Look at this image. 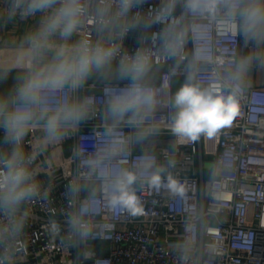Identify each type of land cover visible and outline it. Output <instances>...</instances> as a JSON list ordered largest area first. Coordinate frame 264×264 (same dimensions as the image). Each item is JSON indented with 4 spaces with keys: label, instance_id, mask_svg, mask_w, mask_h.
I'll list each match as a JSON object with an SVG mask.
<instances>
[{
    "label": "built area",
    "instance_id": "obj_1",
    "mask_svg": "<svg viewBox=\"0 0 264 264\" xmlns=\"http://www.w3.org/2000/svg\"><path fill=\"white\" fill-rule=\"evenodd\" d=\"M83 2L87 14L73 42L84 38L112 43L119 49L117 60L141 48L149 49L153 66L165 67L159 80L150 83L160 90L154 114L158 133L134 145L117 161L131 169L144 153L153 155L157 165L165 168L163 184L159 190L147 183L134 185L141 209L137 215L108 206L102 181L83 179L88 161L107 140L98 114L37 156L33 165L38 169L37 195L22 204L15 217L0 212V264H264V83L242 88L239 113L230 126L212 137L202 134L194 141L181 140L170 130L174 114L170 98L174 80L185 79L192 39L185 45L184 58L177 60L160 52L155 36L161 25L121 35L122 25L137 15L159 10L167 0H147L119 19L115 16L119 0ZM6 6L7 0H0V17ZM100 8H107L108 14L99 15ZM182 14V0H178L175 16ZM42 15L28 18L40 23ZM211 43L217 70L224 74L240 55L242 40L217 21ZM202 67L205 71L199 79L207 86L213 82L210 66ZM127 83L87 81L78 95L94 96L99 113L104 89ZM131 131L122 127L125 134ZM42 135L39 130L31 132L24 141L25 152L31 153ZM0 150L9 147L0 143ZM169 161L173 163L169 165ZM209 161L213 162L211 168L206 166ZM169 175L183 186V195H173L167 188ZM76 183L81 191L70 195L69 186ZM84 205L89 210L82 214ZM20 216L24 217L22 229L10 232Z\"/></svg>",
    "mask_w": 264,
    "mask_h": 264
},
{
    "label": "clouds",
    "instance_id": "obj_2",
    "mask_svg": "<svg viewBox=\"0 0 264 264\" xmlns=\"http://www.w3.org/2000/svg\"><path fill=\"white\" fill-rule=\"evenodd\" d=\"M146 2L119 0L115 16L127 17L133 8ZM177 3L167 0L159 10L143 17L137 15L121 26V35L161 25L155 36L160 52L177 60L184 58L185 45L192 39L194 48L187 60L185 82L170 98L174 109L170 130L181 140L194 141L202 134L212 137L232 124L239 113V92L250 82L251 68L254 64L264 66V0H182L183 14L175 16ZM4 12L0 20L5 26L17 17L43 15L39 25L25 33L18 44L20 55L15 67L20 74L7 92H0V143L9 147L8 151L0 150V212L15 217L21 205L39 191L38 169L33 167L37 156L99 114L107 140L88 161L83 179L95 177L102 181L109 207L139 214L140 200L134 185L147 183L159 190L165 168L148 153L139 157L131 169L117 161L159 131L154 114L160 90L149 83L153 67L150 50L141 48L117 60L119 49L112 43L84 38L73 42L87 14L83 0H7ZM108 12L107 8L98 10L99 15ZM217 21L223 22L229 34L238 35L252 46L235 58L224 74L217 70L212 56L211 32ZM202 65H209L212 74L213 82L207 86L199 79L205 71ZM9 71L0 68V81ZM94 75L128 82L104 89V105L99 113L94 96L78 95ZM125 126L132 131L123 133ZM35 130L42 132L41 141L27 153L25 138ZM172 163L169 161V165ZM166 186L173 195H183V186L170 175ZM81 187L78 183L70 185L69 194H78ZM95 194L93 188L91 195ZM88 210L84 205L80 212ZM23 219L15 218L9 231L19 232Z\"/></svg>",
    "mask_w": 264,
    "mask_h": 264
},
{
    "label": "crops",
    "instance_id": "obj_3",
    "mask_svg": "<svg viewBox=\"0 0 264 264\" xmlns=\"http://www.w3.org/2000/svg\"><path fill=\"white\" fill-rule=\"evenodd\" d=\"M38 23L31 18L17 17L5 26L4 21L0 20V68L10 69L7 78L0 81V92H7L20 74L19 69L15 67L20 55L18 44L21 37L38 26ZM251 47V45H246L242 40L240 55L247 53ZM164 69L159 70L157 66H153L149 74V83L158 81L160 72L164 71ZM249 77L250 82L248 84L258 85L264 83V66L254 64L250 70ZM88 81L104 82L110 80L101 79L94 75Z\"/></svg>",
    "mask_w": 264,
    "mask_h": 264
},
{
    "label": "water",
    "instance_id": "obj_4",
    "mask_svg": "<svg viewBox=\"0 0 264 264\" xmlns=\"http://www.w3.org/2000/svg\"><path fill=\"white\" fill-rule=\"evenodd\" d=\"M184 82H185V79H182V78H176L174 80V82H173V87H174L173 94L183 85Z\"/></svg>",
    "mask_w": 264,
    "mask_h": 264
},
{
    "label": "rangeland",
    "instance_id": "obj_5",
    "mask_svg": "<svg viewBox=\"0 0 264 264\" xmlns=\"http://www.w3.org/2000/svg\"><path fill=\"white\" fill-rule=\"evenodd\" d=\"M157 68L159 70H163L164 69V66L163 65H160V66H157ZM206 166L209 167V168H211L213 166V162H211V161L207 162Z\"/></svg>",
    "mask_w": 264,
    "mask_h": 264
}]
</instances>
